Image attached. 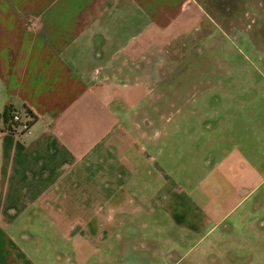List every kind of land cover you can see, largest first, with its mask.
<instances>
[{"label":"crops","instance_id":"0c3cea01","mask_svg":"<svg viewBox=\"0 0 264 264\" xmlns=\"http://www.w3.org/2000/svg\"><path fill=\"white\" fill-rule=\"evenodd\" d=\"M192 1L0 0V264H148L160 231L211 228L257 179L238 151L185 188L194 161L183 166L179 135L197 105L177 117L179 105L150 104Z\"/></svg>","mask_w":264,"mask_h":264},{"label":"rangeland","instance_id":"374dc122","mask_svg":"<svg viewBox=\"0 0 264 264\" xmlns=\"http://www.w3.org/2000/svg\"><path fill=\"white\" fill-rule=\"evenodd\" d=\"M192 2L197 14L189 30L168 43L153 76L150 104L155 109L179 105L177 117L197 105V123L190 124L193 132L179 135L183 166L189 160L198 162L184 166V173L190 171L192 176V181H181L185 188H191L224 156L226 161L219 167L228 170L227 163L234 159L236 163L238 151L256 170L257 179L241 183L240 201L211 228V224L198 231L168 226L160 231L159 243L145 247L151 259L145 262L264 264V0ZM162 98L187 101L162 103ZM189 148L192 156L186 154ZM222 178L217 177L215 186H233ZM198 195L204 203L205 195L200 191ZM227 200L216 212L224 209ZM138 250L136 244V254ZM117 258L123 264L125 256L119 253Z\"/></svg>","mask_w":264,"mask_h":264},{"label":"built area","instance_id":"2783aa9c","mask_svg":"<svg viewBox=\"0 0 264 264\" xmlns=\"http://www.w3.org/2000/svg\"><path fill=\"white\" fill-rule=\"evenodd\" d=\"M10 119L19 124L20 130H23L27 133L32 132L29 125V118L26 115L23 116L20 112L11 111Z\"/></svg>","mask_w":264,"mask_h":264},{"label":"trees","instance_id":"16d2710c","mask_svg":"<svg viewBox=\"0 0 264 264\" xmlns=\"http://www.w3.org/2000/svg\"><path fill=\"white\" fill-rule=\"evenodd\" d=\"M27 112H29V111H27ZM10 113H11V111L8 114H6L5 119L8 118V117H10Z\"/></svg>","mask_w":264,"mask_h":264}]
</instances>
